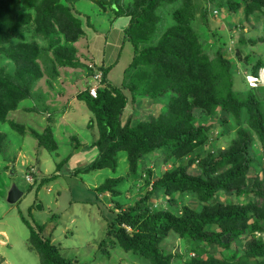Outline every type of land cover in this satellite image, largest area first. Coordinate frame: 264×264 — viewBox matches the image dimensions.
<instances>
[{"label": "rangeland", "instance_id": "obj_1", "mask_svg": "<svg viewBox=\"0 0 264 264\" xmlns=\"http://www.w3.org/2000/svg\"><path fill=\"white\" fill-rule=\"evenodd\" d=\"M14 1L19 7L12 13L14 20H25L27 23H21L18 29L6 31L3 35L5 43L0 47V73L11 78L9 81L15 85L17 96L22 98L15 111L4 112L5 105L0 109V116L3 117H0V264H40L21 215L43 226V238H50L62 257L75 264H155L146 254L123 249L117 232L124 226H118L116 214L120 215L132 208L150 192L153 183L173 174L184 160L188 161L185 172L198 176L199 161L209 154L216 156L229 152L240 130L247 131L252 139L249 151L252 164L246 177L247 185L261 184L264 189L263 151L248 125L250 113L246 110L239 120L224 110L218 111L211 120L204 118L195 122L196 126L202 125V128L207 129V137L202 146H196L191 153L182 157L173 155L169 151L170 145H166L143 157L134 172L130 170L125 152H119L114 170L105 169L75 176L73 171L84 162L78 165L72 160L63 163L59 169L61 161L78 153L83 147L91 150L90 146L101 135L93 115L76 97L93 87L92 68L85 58L87 46L84 37L74 43L68 42L52 20L45 18L41 23L37 18L39 14L27 7L31 2H37L39 9H42L41 5L51 2L68 6L84 29L88 28L91 20H97L101 10L86 0H75L77 4L74 9L72 0ZM135 2L105 0L104 3L108 10L115 3V8L128 13ZM248 2L194 0L197 10L192 22L193 31L205 52L209 56L213 52H221V56L231 63L234 92L240 95L241 101H247V87L253 84L247 83L246 78L250 68L260 59L264 60V8L246 15ZM236 4L239 8L234 13L231 8ZM180 6H183L182 1L164 4L157 10L156 15L161 18L158 36L173 25V14ZM203 9L207 10V15H204ZM250 41H256V44L250 45ZM123 48L119 63L112 67L105 78L106 84L112 88H119L124 82L122 92L126 105L122 122L125 123L128 118L132 125L148 121L161 122L165 114H171L170 106L178 108L176 101H173L177 96L158 94L143 99L139 94L145 87L137 89L135 93L129 91L128 84L136 82L146 67L132 65L135 54L129 43ZM12 53L21 54L14 58ZM69 60L73 63L64 65ZM125 67L131 68L124 74ZM103 88H106L104 84ZM254 96L257 101L264 103V91L260 88L256 89ZM210 123L213 125L209 128ZM18 126L22 130L16 129ZM59 126L63 127L58 134L56 130ZM53 128L54 131L51 130ZM44 136L47 137L45 144L48 146L43 144ZM228 166L223 165L219 170L224 172ZM30 170L34 172L33 180L27 176ZM55 174L58 175L55 181L37 189L36 180ZM106 182H110L107 185H110L112 194L101 196L96 202L94 189ZM12 185L23 192V197L14 205L6 202ZM217 201L228 202L225 196H218ZM239 203H245V200ZM38 206L42 209H37ZM141 206L146 212H170L178 217L182 216L184 208L196 212L202 209L197 195L188 192L167 196L165 191L159 192ZM53 215L57 217L52 219ZM124 228L127 234H135L132 228L126 225ZM209 229L218 231L215 226ZM256 237L264 240V234H257ZM28 243H31L30 251ZM243 244L237 240L231 243L230 250L216 246L199 247L197 243L181 239L170 231L160 242L158 250L162 257L161 264H192V259L201 257L231 256Z\"/></svg>", "mask_w": 264, "mask_h": 264}, {"label": "trees", "instance_id": "obj_2", "mask_svg": "<svg viewBox=\"0 0 264 264\" xmlns=\"http://www.w3.org/2000/svg\"><path fill=\"white\" fill-rule=\"evenodd\" d=\"M86 1L98 7L102 13L113 12L116 17H129L128 26L124 30L123 45L129 43L133 48V66L146 67L136 82L128 84L129 91L135 93L137 89L145 87L139 94L143 99L156 97L158 94L175 95L177 97L173 101H176L178 108L170 106L171 114H165L161 122L148 121L132 125L131 119L128 118L123 123L122 114L126 105L122 92L124 82L119 88L110 87L105 78L111 68L100 67L106 88L99 89L96 98H92L88 91L80 92L76 96L78 101L87 106L100 129L99 140L91 145L97 153L85 167L76 168L73 175L105 169L114 170L119 152L126 153L132 172L138 169L143 157L161 150L166 145H170L169 151L173 155L182 157L191 153L196 146H202L207 137V129L202 128V125L196 126L195 122L204 118L211 120L216 117L218 111L224 110L238 120L243 111L250 113L248 125L261 143L264 159V103L257 101L254 96L256 89L264 91V85L258 82L254 87L246 86L249 97L247 101L240 100V95L234 92L233 88L231 63L218 51L209 56L193 31L192 22L197 10L194 0H136L132 11L128 13L115 8V3L108 10L105 0ZM178 1H182L183 6L175 10L173 25L158 36L161 18L156 15L157 10L164 4H175ZM230 3L232 5V2ZM76 4V1L72 0L73 9ZM16 5L14 0H0V47L5 43L3 35L6 31L18 29L21 23H27L25 20H14L12 13L19 8ZM41 7L42 9H39L37 2H31L27 9L33 8L36 14H39L37 18L41 23L45 18L52 20L68 42L74 43L79 38H85V29L82 28L80 20L72 15L68 6L51 2ZM238 8V4L234 5L232 12L236 13ZM263 8L264 0H249L245 8L246 15L260 12ZM203 13L207 15V10L203 9ZM255 42L250 41L249 44L255 45ZM19 54L12 53L11 56L17 58ZM70 63L73 62L69 60L64 65ZM263 68L264 60L260 59L250 68L248 76L258 78ZM9 80L10 77L0 73V109L5 105L4 112L15 111L22 99L17 96L15 85ZM212 125L210 123L208 127ZM16 129L22 130L19 126ZM46 140L47 137L44 136L43 144L48 146L45 144ZM251 142L249 133L240 130L229 152L216 156L209 154L199 161L198 176L185 172L188 161L184 160L173 174L153 183L150 192L132 208L115 216L118 226L126 225L135 232L130 235L124 227L118 229L117 236L123 249L126 252L138 251L146 254L153 263L161 264L162 257L158 246L171 231L181 239L197 243L199 247L216 246L230 250L231 243L237 240L244 243L243 247L236 249L231 256H209L206 259L201 257L192 259V264H264V240L256 237L257 234H264V189L261 184L247 185L246 178L252 164L249 157ZM196 156L199 157L198 154ZM68 161L69 158L61 162L59 169ZM226 164L229 165L228 168L224 172L220 171L219 168ZM57 177L55 174L39 178L40 181H35L37 189L55 181ZM107 183L110 184L106 182L95 189L96 202H99L101 196L112 194ZM164 191L166 196L186 192L196 194L202 205L201 211L184 208L182 216L178 217L170 212L152 213L143 210L142 203ZM218 196H225L228 202L219 203ZM240 200H245V203H239ZM28 212L31 213L29 210ZM56 217L53 215L51 218ZM21 219L29 230L30 240L40 264H75L72 260L62 257L50 238H43V226L29 221L25 215H21ZM212 226L217 227L218 231H211L209 227ZM224 238H227L226 241ZM252 260L254 263H251Z\"/></svg>", "mask_w": 264, "mask_h": 264}, {"label": "crops", "instance_id": "obj_3", "mask_svg": "<svg viewBox=\"0 0 264 264\" xmlns=\"http://www.w3.org/2000/svg\"><path fill=\"white\" fill-rule=\"evenodd\" d=\"M128 23L129 17L125 16L118 18L113 12H101L95 22H92L91 20L89 28L85 29V41L87 46L85 58L92 66L112 69L113 66L115 67L119 63L121 51L124 49L123 46L125 45H123L124 30L128 26ZM125 69L126 67L124 68V71ZM60 125H62V123H60ZM62 127L63 126H59L56 130L58 134L62 131ZM64 127L67 128L66 125ZM51 130L54 131V128ZM96 153L97 152L92 148L88 151L83 147L81 151L71 155L69 160H72L76 164L84 162L82 165L85 167ZM65 160H67V158ZM82 165L81 167L76 168H83ZM27 248L29 251L31 250V245L29 243Z\"/></svg>", "mask_w": 264, "mask_h": 264}, {"label": "built area", "instance_id": "obj_4", "mask_svg": "<svg viewBox=\"0 0 264 264\" xmlns=\"http://www.w3.org/2000/svg\"><path fill=\"white\" fill-rule=\"evenodd\" d=\"M93 83L94 86L89 90V94L91 97L95 98L96 97V93H97V89L100 87L101 85V81H102V74L100 73L99 69L97 68H93ZM247 83H253L252 85H249L250 87H254L257 85V83L259 82L260 84L264 85V80L263 78L260 76L259 79L253 78V77H247Z\"/></svg>", "mask_w": 264, "mask_h": 264}, {"label": "water", "instance_id": "obj_5", "mask_svg": "<svg viewBox=\"0 0 264 264\" xmlns=\"http://www.w3.org/2000/svg\"><path fill=\"white\" fill-rule=\"evenodd\" d=\"M23 197V192L20 191L16 185H12L7 197H6V202L8 204L14 205L16 204L21 198ZM41 207L38 206L37 209H40Z\"/></svg>", "mask_w": 264, "mask_h": 264}, {"label": "clouds", "instance_id": "obj_6", "mask_svg": "<svg viewBox=\"0 0 264 264\" xmlns=\"http://www.w3.org/2000/svg\"><path fill=\"white\" fill-rule=\"evenodd\" d=\"M91 68H92V71L94 70L93 68H98V67H94V66H92L91 65ZM98 69H100V67L98 68ZM262 71L264 72V68L263 69H261L260 70V73H259V77L258 78H256V79H259L260 78V76L263 78V80H264V77L262 76L263 74H262ZM102 74V73H101ZM92 77H93V73H92ZM247 77H252V76H247ZM246 77V78H247ZM254 78V77H253ZM92 83H93V79H92V81H91ZM103 84H105V83H103V76H102V81H101V85H100V87L97 89V91L99 90V89H101V88H103ZM93 86H94V83H93ZM89 93V92H88ZM97 94V93H96ZM90 95V94H89ZM93 98V97H92ZM96 98V97H95ZM27 176H30V177H32V180L34 179V172L33 171H31L30 170V172H29V174H27ZM26 176V177H27ZM26 180V179H25ZM27 182V181H26Z\"/></svg>", "mask_w": 264, "mask_h": 264}, {"label": "bare ground", "instance_id": "obj_7", "mask_svg": "<svg viewBox=\"0 0 264 264\" xmlns=\"http://www.w3.org/2000/svg\"><path fill=\"white\" fill-rule=\"evenodd\" d=\"M262 74H263L262 76L264 77V72L263 71H262Z\"/></svg>", "mask_w": 264, "mask_h": 264}]
</instances>
